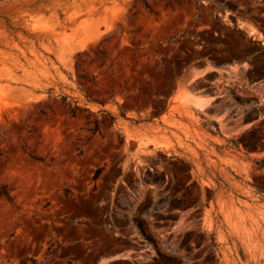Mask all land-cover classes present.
Returning <instances> with one entry per match:
<instances>
[{
    "label": "rangeland",
    "instance_id": "rangeland-1",
    "mask_svg": "<svg viewBox=\"0 0 264 264\" xmlns=\"http://www.w3.org/2000/svg\"><path fill=\"white\" fill-rule=\"evenodd\" d=\"M264 0H0V264H264Z\"/></svg>",
    "mask_w": 264,
    "mask_h": 264
},
{
    "label": "trees",
    "instance_id": "trees-1",
    "mask_svg": "<svg viewBox=\"0 0 264 264\" xmlns=\"http://www.w3.org/2000/svg\"><path fill=\"white\" fill-rule=\"evenodd\" d=\"M256 164L263 168L264 167V158H261V159H258L255 161ZM257 190L260 192V193H264V189H262L261 187H259L258 185L256 186ZM0 193L5 195L7 197L8 200H12L8 190H7V186L6 185H2L0 184Z\"/></svg>",
    "mask_w": 264,
    "mask_h": 264
}]
</instances>
